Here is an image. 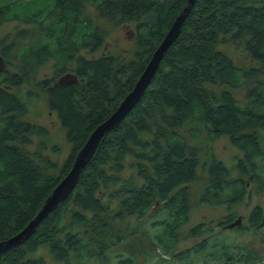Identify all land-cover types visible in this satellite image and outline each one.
<instances>
[{"label": "trees", "instance_id": "obj_1", "mask_svg": "<svg viewBox=\"0 0 264 264\" xmlns=\"http://www.w3.org/2000/svg\"><path fill=\"white\" fill-rule=\"evenodd\" d=\"M88 4L102 18L136 22L138 44L149 53L137 52L136 58L127 62L112 55L91 59L78 55L82 49L98 51L107 37L106 31L93 29L92 22L82 18ZM187 4L188 0H0V26L12 21L26 25L2 41L0 53L8 66L0 83H22V75L8 68L13 59H19L23 67L31 60L36 65L45 63L50 57L59 62L61 76L67 62L74 61V74L83 83L81 90L78 82L67 85L54 80L46 86L50 107L58 113L73 146L64 166L49 179L35 164V158L41 157L29 156L21 148L30 144L29 137L39 134V128L18 120L23 103L0 86V242L19 233L35 217L70 171L91 133L134 88ZM31 24L37 25L36 31L30 29ZM31 36H36L33 42ZM220 39L223 43H243L260 65L249 69L237 66L218 50ZM22 40L31 43L21 46ZM207 85L229 89L217 94ZM252 121L264 123V0H196L180 36L165 53L138 104L119 126L105 134L68 197L41 221L28 240L1 254L0 264H47L43 257L32 256L43 246L64 264H91L103 259L101 254L114 247L118 233L103 217L112 210L103 202L105 198L117 203L115 215L123 222L126 217L145 220L165 214L159 223L164 230L158 242L172 251L169 245L177 242V231L189 221L188 185L197 180L200 168L207 174L201 204L231 208L248 194L249 182L260 191L263 188L264 152L256 133L242 131ZM225 134L244 152L237 165L246 180L232 178L213 152L211 158L201 161L204 148L211 151L207 145ZM204 138L206 146L199 144ZM128 157L134 160L131 166L140 183L122 180ZM41 162L51 169L57 166L48 157ZM70 208L75 223L96 224L108 230L106 237L111 239L98 241L89 232L72 231L64 224ZM227 218L230 222L231 217ZM249 223L252 227L264 224L261 207L252 211ZM202 227L198 224L191 233L199 236ZM203 245L205 241L198 247ZM119 264L137 263L130 256L119 258Z\"/></svg>", "mask_w": 264, "mask_h": 264}, {"label": "rangeland", "instance_id": "obj_2", "mask_svg": "<svg viewBox=\"0 0 264 264\" xmlns=\"http://www.w3.org/2000/svg\"><path fill=\"white\" fill-rule=\"evenodd\" d=\"M82 14L83 19H89L92 22L93 29L100 28L106 31L107 37L98 51L89 52L82 49L77 53L78 55H82L87 59L112 55L121 61L127 62L134 60L137 52L149 53L147 48H143L138 44L136 22H123L120 17L116 19L102 18L96 8L90 4L86 6L85 12ZM28 26L31 27L32 31L37 30L35 24ZM25 27L26 25L19 21L3 23L0 26V50L2 41L9 33L15 34ZM31 37L30 40L33 42L36 36ZM25 43H31V41L22 40L21 46H24ZM33 47L34 53L37 55L38 49L35 46ZM217 48L228 55L241 68L249 69L260 65L252 59L243 43H223L220 39ZM142 56L144 59L148 58V55ZM12 63L13 66L8 68L11 72L22 75V83L18 86L0 83V86L17 96L23 103L24 110L18 114V120L39 128V134L31 135L29 137L30 144L21 145V148L29 156L41 157L35 158V164L42 176L49 179L64 166L73 149V146L67 141L66 130L59 119L58 113L50 107L46 87L61 77L57 68L59 62L56 58L50 57L45 63L37 65L32 60L23 67H21L22 63L19 59H13ZM67 65L63 75L69 72L74 73L76 63L74 61L67 62ZM77 85L81 90L83 83L79 81ZM207 87L217 94L229 89V87L213 85H207ZM77 98L80 100L81 96L79 95ZM242 131L243 133H256L264 152V123L248 122L247 125L242 127ZM207 141L204 138L199 144H205L206 146ZM207 146L211 151H208L205 147L201 155V161L204 162L210 156L212 157L211 153L213 152L230 170L232 178L245 177V180L248 179L247 176L241 175L237 165L238 159L244 158V152L231 143L228 135L221 136L212 145ZM44 157L50 158L51 162L56 163L57 166L51 169L44 165L41 162ZM125 162V169L121 173L122 180L125 179L127 182L128 180H134L136 183H140L136 169L131 166L134 160L128 157ZM198 174L197 180L188 185L190 189L189 221L177 231V242L169 245L172 251L167 250L166 245L158 242V235L164 230L161 229L159 223L165 218L163 217L165 214L157 213V215L145 220L126 217L123 222L115 215L118 207L117 203L110 202L108 198H105L103 202L110 205L112 210L103 214V217L108 220L111 228L118 233L114 236V247L109 252L101 254L103 259L91 261V264H119V258L130 256L135 258L137 264H264V224L252 227L249 223V217L256 207H261L264 212V183L260 191L254 183L249 182V191L244 199L231 208H227L221 205L200 203V195L206 188L207 174L202 168L199 169ZM113 188L111 187V190ZM89 216L91 218V215ZM229 216L231 217L230 222L227 218ZM239 216L243 217L241 226L232 229L225 228L227 224L233 222ZM64 224L69 226L72 231H80L81 234L89 232L98 241L111 239L109 236L106 237L108 230H101L102 228L97 227L96 224L87 226L75 223L71 208L65 213ZM198 224H203V232L199 236H194L191 229ZM203 241L206 242V245L198 247ZM178 255L182 258H179ZM32 256L43 257L47 264H64L54 259L48 246L39 248ZM73 264H76V261H73Z\"/></svg>", "mask_w": 264, "mask_h": 264}, {"label": "water", "instance_id": "obj_3", "mask_svg": "<svg viewBox=\"0 0 264 264\" xmlns=\"http://www.w3.org/2000/svg\"><path fill=\"white\" fill-rule=\"evenodd\" d=\"M196 0H188L187 6L178 15L172 27L166 34L165 38L159 47L153 53L150 61L148 62L145 70L139 77L134 88L127 94L124 100L120 103L118 108L111 114V116L98 125L91 133L85 145L78 152L72 168L67 175L60 181V183L53 189L43 205L40 207L35 217L27 224V226L16 235L7 240L0 242V255L15 246L23 244L28 240L36 231V228L51 212H53L61 202H63L72 190L77 185L80 176L89 162L94 157L100 142L108 132L114 130L119 126L126 116L138 104L140 99L145 94L147 88L150 86L153 78L159 70L162 59L167 50L176 42L181 33V28L186 18L191 13ZM5 58L0 53V75L7 68ZM78 82V77L69 72L61 76L58 83L74 85ZM243 223V217L239 216L236 220L226 225V228H235Z\"/></svg>", "mask_w": 264, "mask_h": 264}, {"label": "flooded vegetation", "instance_id": "obj_4", "mask_svg": "<svg viewBox=\"0 0 264 264\" xmlns=\"http://www.w3.org/2000/svg\"><path fill=\"white\" fill-rule=\"evenodd\" d=\"M59 80V79H58Z\"/></svg>", "mask_w": 264, "mask_h": 264}]
</instances>
